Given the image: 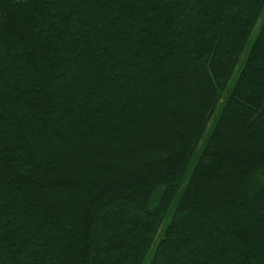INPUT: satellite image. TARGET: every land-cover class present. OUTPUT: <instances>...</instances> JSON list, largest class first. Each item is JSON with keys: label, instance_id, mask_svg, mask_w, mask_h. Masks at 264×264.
I'll list each match as a JSON object with an SVG mask.
<instances>
[{"label": "trees", "instance_id": "trees-1", "mask_svg": "<svg viewBox=\"0 0 264 264\" xmlns=\"http://www.w3.org/2000/svg\"><path fill=\"white\" fill-rule=\"evenodd\" d=\"M263 12L0 0V264H264Z\"/></svg>", "mask_w": 264, "mask_h": 264}, {"label": "rangeland", "instance_id": "rangeland-1", "mask_svg": "<svg viewBox=\"0 0 264 264\" xmlns=\"http://www.w3.org/2000/svg\"><path fill=\"white\" fill-rule=\"evenodd\" d=\"M263 15H264V12H263L261 18L259 19V23L262 21ZM178 19H179V18H178ZM178 27H179V26H178ZM178 27H177V28H178ZM257 30H258V28H257V26H256V27L254 28V30L252 31V34H251L252 37H251V40H250V42H249V45H250V43H251V41H252V39H253V37H254L253 35L257 32ZM249 45H248V46H249ZM242 57H243V56H242ZM239 67H240V65H238L237 68L235 69L236 71H235L234 74H233V78H234L235 75H237V73L239 72V70H238ZM233 78H232V80H233ZM232 80H231V81H232ZM231 83H232V82H231ZM211 123H212V121L208 124V128H207V130H206V132H205V133L203 134V136H202L203 138H202V140H201V142H200V145L198 146V148H199L198 150L201 149L200 146H201L202 142L204 141L206 134H208V132H210V130H211V129H210V127H211V126H210Z\"/></svg>", "mask_w": 264, "mask_h": 264}]
</instances>
